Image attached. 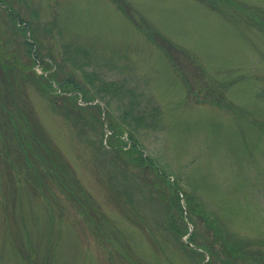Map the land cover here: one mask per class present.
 <instances>
[{"label": "rangeland", "instance_id": "374dc122", "mask_svg": "<svg viewBox=\"0 0 264 264\" xmlns=\"http://www.w3.org/2000/svg\"><path fill=\"white\" fill-rule=\"evenodd\" d=\"M105 110L264 259V0H0V264H205L157 225L145 170L112 162Z\"/></svg>", "mask_w": 264, "mask_h": 264}, {"label": "trees", "instance_id": "16d2710c", "mask_svg": "<svg viewBox=\"0 0 264 264\" xmlns=\"http://www.w3.org/2000/svg\"><path fill=\"white\" fill-rule=\"evenodd\" d=\"M7 12L11 15V19L14 21H17L16 12L13 8H10L7 6ZM20 18V17H19ZM21 22H24L25 20L20 18ZM27 23V21H26ZM29 27L27 23L23 26L24 30H27ZM25 43L29 49V52L34 47V42H31L30 40L26 39ZM169 47V45H168ZM43 59L39 54H37L36 57L33 58V62H37L38 59ZM3 62V61H2ZM44 69L49 68V63L47 61H43ZM2 65L5 66L6 70H9V67L6 62L2 63ZM26 67V68H25ZM28 67L31 66H24L25 72L28 70ZM34 74H37L38 77H36V81L40 83V86H43L45 89H50L52 87L51 81H55L58 83H62L63 81H60L56 71L50 72L48 75H44V73H37L36 70L33 69ZM23 76L22 78H26L27 74H21ZM58 77V78H57ZM67 84L65 83L64 88L67 90H75L77 89V83L74 82V78L72 76L66 77ZM64 81V82H65ZM63 82V83H64ZM11 85V81L9 83V88ZM62 85V84H61ZM63 88V90H65ZM52 89V88H51ZM50 89V90H51ZM120 87H118L116 84L113 85V91L118 92ZM12 94L13 91L10 88ZM14 90V88H13ZM83 91V90H81ZM65 97L67 99L72 100L71 106L65 105V113H70V109L76 107H82L80 104L75 102L77 101V98L79 97V93L72 94L71 96H68L65 93H59L55 92V94L52 96L53 100H55V97ZM13 97V95H12ZM96 97V96H94ZM93 95L89 92H84L82 94V99L84 101L95 99ZM68 104V103H66ZM96 106L95 110L93 109ZM94 107L91 108V111H94L93 114L95 115L96 110L97 112L102 114V107L101 103L97 102ZM78 107V108H79ZM104 115L106 117V120L108 122V126L111 132V136L108 137L109 143L113 145L111 148L115 152L114 158L112 157V162L116 164L118 161H120L124 155H128L129 157L126 158V161L131 162L135 165L141 166L145 171L144 174L139 176L142 180V182L146 185H149L147 190V193L150 191V195L156 199L157 204L159 208H157V225H161L163 227V230L165 232H169L170 238H174V244L179 246V249H183V252L186 253L190 258H194L197 262H202L207 258V261L205 264H264V259L261 256L262 249L256 247V250L252 249V245L254 244V240L250 237H244L238 234L233 233L228 229L227 224L220 218V216L216 213L215 210H211L205 206V204H202L200 201H197L195 198V193L187 191L181 186V183L178 181V175L174 172L168 173L166 169L162 168L160 165H158L154 159L150 155H144V151L140 150L138 148V140H132L133 143L129 144V147H126L128 145V142L121 138V133H123L124 127L120 125L119 123H115L113 120V113L109 110H105ZM76 119H79V115H75ZM95 119H98V115L94 117ZM102 118L99 117V123L103 125ZM114 122V123H113ZM81 132H84V128L86 126H81ZM39 129V124L37 121L35 122V128ZM14 130V127H12V131ZM17 132V130H15ZM39 138L37 139V145H42V148H44L46 145H50L51 141H47L46 132L44 129H40L38 131ZM21 135V134H20ZM49 139V138H48ZM101 140V139H100ZM102 142V140H101ZM41 143V144H40ZM32 144H28L27 151L30 153L31 149L30 147ZM7 151V148L5 152ZM113 152V151H112ZM27 154H25V158H27ZM34 158L36 157V154L33 155ZM21 157L22 154H21ZM27 160V159H26ZM25 163H27L25 161ZM48 163L47 160L43 158L41 161V168L44 167V171L46 164ZM28 164V163H27ZM33 164V163H32ZM29 166H32L28 164ZM36 167H32L34 169ZM148 170H153L155 173V176L153 177H147L145 175ZM40 167L36 168V176L39 175ZM166 182L169 183L170 186V192L167 193L165 191L166 189ZM140 186L138 185V188ZM115 188L117 189V192H119L118 186L116 185ZM145 188L142 189V191H146ZM157 191L156 193L154 191ZM185 199V206L182 204L181 199ZM187 209L188 216L190 219V222L192 224V229L190 230L189 221L186 219L184 211ZM202 224H201V222ZM188 238L185 241L182 239L184 234L188 233ZM198 248H196V246ZM201 248V249H200ZM259 253V255L257 254ZM185 254V255H186ZM244 257H251V262L244 259ZM244 260V262L241 261ZM258 261L254 263L255 260Z\"/></svg>", "mask_w": 264, "mask_h": 264}]
</instances>
